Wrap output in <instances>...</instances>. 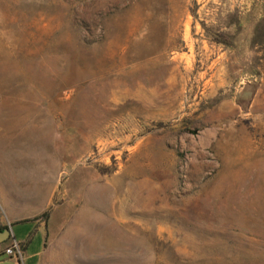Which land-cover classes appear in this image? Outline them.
<instances>
[{
    "label": "rangeland",
    "instance_id": "374dc122",
    "mask_svg": "<svg viewBox=\"0 0 264 264\" xmlns=\"http://www.w3.org/2000/svg\"><path fill=\"white\" fill-rule=\"evenodd\" d=\"M0 87L41 264H264V0H0Z\"/></svg>",
    "mask_w": 264,
    "mask_h": 264
},
{
    "label": "crops",
    "instance_id": "0c3cea01",
    "mask_svg": "<svg viewBox=\"0 0 264 264\" xmlns=\"http://www.w3.org/2000/svg\"><path fill=\"white\" fill-rule=\"evenodd\" d=\"M91 198L87 195V199ZM89 200H86V203ZM3 207V205L1 204ZM7 229L9 236L22 245V260L20 263L0 258V264H41L40 256L43 252L46 231L44 222L37 220H14L10 215L0 218V232ZM6 241L0 243L5 244Z\"/></svg>",
    "mask_w": 264,
    "mask_h": 264
},
{
    "label": "built area",
    "instance_id": "2783aa9c",
    "mask_svg": "<svg viewBox=\"0 0 264 264\" xmlns=\"http://www.w3.org/2000/svg\"><path fill=\"white\" fill-rule=\"evenodd\" d=\"M5 244H0V258L20 263L22 260V245L8 237Z\"/></svg>",
    "mask_w": 264,
    "mask_h": 264
},
{
    "label": "bare ground",
    "instance_id": "6f19581e",
    "mask_svg": "<svg viewBox=\"0 0 264 264\" xmlns=\"http://www.w3.org/2000/svg\"><path fill=\"white\" fill-rule=\"evenodd\" d=\"M2 88L3 87H0V93H4V94H8V91H3L2 90ZM10 94V93H9ZM11 95V94H10ZM6 102V101H5ZM13 103V102H12ZM10 105V104H9ZM13 105V104H12ZM11 105V106H12ZM6 106H8V105H6ZM6 106L5 105H0V120H7V119H4V117L5 118H7L8 116H7V112L5 113L4 112V110H6ZM15 106V105H14ZM16 107H17V105H16ZM10 108V107H9ZM20 113H21V110H20ZM9 116H10V113H9ZM21 119H23V118H21ZM27 130V129H26Z\"/></svg>",
    "mask_w": 264,
    "mask_h": 264
},
{
    "label": "water",
    "instance_id": "95a60500",
    "mask_svg": "<svg viewBox=\"0 0 264 264\" xmlns=\"http://www.w3.org/2000/svg\"><path fill=\"white\" fill-rule=\"evenodd\" d=\"M9 236V232L7 229H4L0 232V243L4 242Z\"/></svg>",
    "mask_w": 264,
    "mask_h": 264
}]
</instances>
